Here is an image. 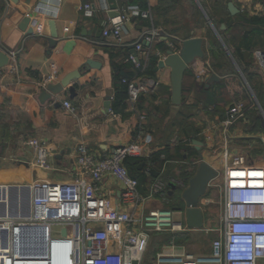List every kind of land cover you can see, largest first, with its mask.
I'll return each instance as SVG.
<instances>
[{
  "label": "crops",
  "instance_id": "1",
  "mask_svg": "<svg viewBox=\"0 0 264 264\" xmlns=\"http://www.w3.org/2000/svg\"><path fill=\"white\" fill-rule=\"evenodd\" d=\"M133 1L118 0L121 13L129 7H137ZM146 1V11L150 13L148 21L131 16L124 25L122 40L118 42L104 38L102 34L97 35V29L103 31L113 20L108 18V10L102 5V0H0V51L5 50L9 56L14 53L9 57L7 66L0 70V216L4 215L5 202L8 203V200L10 211L16 210L19 197L25 206L28 205L29 186L34 181L69 183L77 179L80 174L76 163L78 145H84L88 152L98 158L108 157L114 148L121 146L129 148L128 157L146 159L165 146L172 155L176 147L186 141H176L174 118L179 111L190 116L189 122L200 129L197 135L200 140H193L202 143L200 151L196 150L193 141L191 143L197 151V161L192 162L193 165L198 167L200 152L203 161L217 172L218 168L224 171L225 162L236 154L245 155L252 165L264 168V122L258 111L260 109L264 114V96L260 105L239 68L234 65L236 74H225V63L221 67L206 50L205 61L196 60L186 70L180 106L176 107L171 103L170 69L164 67L154 71L151 76L136 79L147 90L141 93L135 109L131 108L127 100L124 116L112 113L111 108L109 113L105 112L106 99L110 100L112 106L115 94L111 63H132L130 51L145 33L155 30L159 32V37L152 44L144 45L143 52L137 53V61L144 63L150 53L158 60L165 57V53L153 51L154 45L159 41H164L170 48H173L174 40L179 44L182 37H200L207 41L203 34L206 23L201 24V15L205 20L206 16L200 3L209 5L213 1H223L227 5L231 2L239 10L237 14L250 12L253 7L257 15L264 16V6L259 3L252 5L253 0H167V15L182 10L188 23L187 27L184 21L181 23L183 28L171 34L166 28L155 29L151 26L149 21L156 19L153 9L160 4L159 0ZM84 5L92 7L91 17L84 16ZM193 6L200 14H196ZM27 15L31 21L28 28H33L32 35L20 29ZM50 20L54 21L56 32L53 46L48 43ZM37 26L41 28L40 33ZM88 60L98 62L100 67L86 71L84 64ZM255 64L264 82V74L256 61ZM77 71L80 75L71 83L75 88L73 97H70L66 89L51 99L41 97L47 77H53L48 84H56ZM211 73L219 80L208 82ZM203 93H216L214 103L207 105ZM222 93H229L236 103L246 102V113L255 112L261 130L255 132L256 121L251 122L247 116L228 131H222L219 127L213 129L224 117L226 103L222 100ZM64 102H69L75 108L74 114L66 111ZM253 102L261 108L257 109ZM141 116L145 117L142 126ZM30 139H37L48 145L50 168L47 171L33 166L34 152L27 145ZM189 161L172 159L161 169L160 173L168 176L166 183L169 197L173 196L178 187L181 195L186 187L176 176L179 175V168L183 164L188 165ZM85 180L89 181L87 177ZM171 182L176 185L175 191L168 185ZM178 182L181 184H176ZM102 185L109 195L118 198L120 184L114 178H105ZM203 198L200 200V207L205 224ZM151 203H156L158 207L150 206ZM162 205L163 202L158 199L151 200L147 209L163 207ZM171 211L184 220V203L181 209ZM186 231L192 234L199 230L191 231L186 228L182 232Z\"/></svg>",
  "mask_w": 264,
  "mask_h": 264
},
{
  "label": "built area",
  "instance_id": "2",
  "mask_svg": "<svg viewBox=\"0 0 264 264\" xmlns=\"http://www.w3.org/2000/svg\"><path fill=\"white\" fill-rule=\"evenodd\" d=\"M82 10L84 16H92L90 5H84ZM131 16L147 19L150 13L129 7L103 29L102 36L120 42ZM37 31L41 32L39 26ZM157 37L159 32L155 30L145 33L135 44V51L143 52L144 45L152 44ZM253 56L264 74V50L254 51ZM130 60L139 67L134 57ZM52 80L53 77H47L44 88ZM126 84L128 103L135 109L147 87L136 80ZM63 106L68 113H75L69 102ZM247 109L244 102L230 104L223 119L212 128L228 131L245 120ZM144 120L141 116L140 126ZM27 145L34 152L33 166L47 171L48 145L37 139L28 140ZM76 153L80 169L77 179L69 183L34 181L29 186L28 205L19 197L15 211H10L5 202L4 215L0 216V264H141L150 233L186 229L173 220L171 210L147 209L151 200L165 202L167 184L157 179L149 194L143 196L123 164L129 155L128 147L114 148L108 157L98 158L81 144ZM107 177L120 184L117 199L103 189ZM222 178L218 187L223 201V227L211 242L210 255L179 259L180 264H264V168L252 165L247 156L236 154L225 162ZM158 257L164 259V255Z\"/></svg>",
  "mask_w": 264,
  "mask_h": 264
},
{
  "label": "trees",
  "instance_id": "3",
  "mask_svg": "<svg viewBox=\"0 0 264 264\" xmlns=\"http://www.w3.org/2000/svg\"><path fill=\"white\" fill-rule=\"evenodd\" d=\"M167 0H159V6L153 9L156 19L149 23L155 29L164 28L167 21H164L165 16L167 14ZM134 4L140 9L141 12H145L148 9L146 0H134ZM259 3L264 6V0H253L252 5ZM202 9L205 13L206 20L212 23L214 27L219 30V36L222 40V43L225 49L230 54V57L233 61V64L236 65L246 81L248 82L252 92L256 96V99L260 105H262V100L264 96V82L261 78V73L254 72L252 56L253 52L256 49L264 50V16L252 14L249 15L247 12L243 11L235 16H230L227 5L223 1H213L211 4L207 5L205 3H200ZM194 7V6H193ZM196 14H200L196 7ZM138 19L141 17H137ZM202 22H207L204 17L201 15ZM218 19V20H217ZM148 21V19H146ZM217 20V21H216ZM217 23V25L215 24ZM149 24V25H150ZM224 25L225 29L221 30L220 26ZM148 26V22H147ZM207 34L204 37L206 40H209L212 43L213 49L208 52L209 56L212 58L216 53H222L223 50L216 42L214 38V33L210 29H208L207 24ZM247 28V30L245 29ZM166 30H164V34ZM175 35V34H174ZM176 36V35H175ZM189 39V37H182L180 40ZM174 40V39H172ZM173 48H170L166 45L164 41H159L153 47V51H158L160 53H165L167 50H179V44L174 40ZM205 41H204V51H205ZM207 51V50H206ZM207 55V52H206ZM158 62V58H156L152 53L148 55V60L146 63L144 61H139V67H135L132 63L129 65L123 63H111L112 66V79H113V87H114V101L111 106L112 113L121 114L124 116L126 109V101L128 99L127 92V84L128 82L134 81L138 78L151 76L154 72V68L156 67ZM219 64V63H218ZM217 64V65H218ZM231 64L229 60L225 62L226 69L225 74H236L234 70V65ZM219 66V65H218ZM221 67L223 65H220ZM219 66V67H220ZM215 67V65H214ZM187 71L185 72V74ZM184 74V75H185ZM260 76H258V75ZM125 80L126 83L122 81ZM206 104L210 105L214 103V99L217 96L216 93H203ZM234 96L236 95L233 94ZM246 116L251 120V122H255L256 126L254 128L255 132L261 130V127L256 118L255 112L246 113ZM190 116H187L182 111H179L174 118L175 126L177 128L176 140L181 142L182 140H186L184 143L176 147L174 153L170 155L169 149L167 146L158 150L157 152L152 153L146 159L127 157L124 161V167L126 168L128 175L135 179L138 183V190L143 196H147L150 191L151 184L157 180L161 179L164 182H167L166 175H162L160 173L164 164L172 159H175L179 162H188V165H182L179 168V175L176 176L178 180H181V183L184 186L188 185V181L192 178L197 170V166L193 165L192 162L197 161V151H195L194 146L191 144L193 140H200L197 135L200 132V129L196 128L193 122H189ZM140 163H144V169L138 170V166ZM154 169L156 172L160 173L157 178H153L150 174L147 173L146 169ZM167 184V183H166ZM168 189V186H166ZM173 192V196L169 197L166 195V200L163 202L166 209H181L183 202L181 200L180 188ZM205 196V195H204ZM152 238V239H151ZM190 238L189 232H161L150 233V240L152 244H155V240H160L157 242L158 246L168 245L171 242L176 244L187 242ZM154 239V240H153ZM149 240V243H150Z\"/></svg>",
  "mask_w": 264,
  "mask_h": 264
},
{
  "label": "water",
  "instance_id": "4",
  "mask_svg": "<svg viewBox=\"0 0 264 264\" xmlns=\"http://www.w3.org/2000/svg\"><path fill=\"white\" fill-rule=\"evenodd\" d=\"M12 1V0H11ZM118 0H102V5L108 10L107 16L109 19H115L121 15L119 10ZM227 10L230 15H235L239 10L229 2L227 4ZM30 17L27 15L21 25L20 29L26 31L27 34H33V28H28L30 24ZM50 30V39L48 43L50 46H53L55 42L53 41L56 38V32L54 28V21L50 20L48 22ZM225 26L221 25L220 29H224ZM214 29V28H213ZM102 34V29H97V35ZM162 34V33H161ZM163 35V34H162ZM147 45V44H145ZM130 54L137 61V52L134 48L131 49ZM9 53L1 49L0 51V70L7 66L9 62ZM196 60L205 61V51H204V40L200 37H193L179 42V50L174 52L172 50H167L165 52V57L161 60H158L154 71L157 72L159 69L167 67L170 69V83H171V103L173 106H180L182 100V82L183 77L188 69V67L194 63ZM100 64L98 62H93L88 60L84 64V69L86 71L90 69H98ZM80 73L74 72L67 75L60 82L56 84H48L42 91L41 97L44 99H51L54 96L62 93L64 89L67 90L70 97H73L75 94V88L71 83L78 79ZM219 78L214 74H210L209 81H218ZM111 108V103L109 99H106L104 103V109L106 113H109ZM197 151H200L202 146L201 142L193 141ZM199 163L197 170L192 178L188 181V185L183 189L181 193V200L184 203V224L188 230H201L204 224L203 211L200 207V200L206 194L207 188L209 187L210 182L215 180L218 176V172L213 169L208 163L203 161L202 156L199 152ZM145 164L140 163L138 170L144 169ZM147 173L150 174L153 178H157L159 173L154 169H146ZM169 187L173 191L176 187L175 184L169 183ZM29 203V202H28ZM27 203V204H28ZM63 235L65 231L62 232ZM136 264V263H134Z\"/></svg>",
  "mask_w": 264,
  "mask_h": 264
},
{
  "label": "rangeland",
  "instance_id": "5",
  "mask_svg": "<svg viewBox=\"0 0 264 264\" xmlns=\"http://www.w3.org/2000/svg\"><path fill=\"white\" fill-rule=\"evenodd\" d=\"M251 7L250 12H247L249 15H252L253 13L256 14L255 9H252ZM164 21H167L165 24V28L173 34L175 31L180 28H183L184 21L186 22V19L184 18V14L182 10L176 11L174 13L166 14ZM194 20V19H193ZM218 20V19H217ZM216 20V21H217ZM187 23V22H186ZM185 25L188 27V23ZM208 29L213 31L214 38L216 42L220 45L223 52L222 53H216L214 57H212V60L214 62H217L219 64L225 63L227 60L233 64V61L230 57V54L225 49L222 40L219 36V30H217L212 23L209 21L206 22ZM217 25V23H215ZM178 25H181L180 27H176ZM214 28V29H213ZM187 30V28H186ZM204 36L207 34V28H205V31L203 32ZM184 35V33H183ZM205 47L208 52L213 49L212 43L207 40L205 42ZM252 62H253V69L254 72L258 73V69H256L255 59L252 56ZM234 65V64H233ZM258 75V74H257ZM259 76V75H258ZM260 77V76H259ZM263 80V79H262ZM250 96V97H249ZM248 97L253 99L251 95ZM222 100L226 103L224 108L229 106L230 104L236 103L234 100H232V96L229 95V93H222ZM246 103V102H244ZM256 103L253 102V106H255ZM260 106V105H259ZM257 109L261 108L257 105L255 106ZM259 115H261V120L264 122V114L259 109ZM177 141V140H176ZM223 172L222 168H218V176L215 180L212 181L210 186L207 188L206 194L203 198V204L205 208V214H206V223L203 225L202 229L190 234V238L187 242L176 244L174 242L169 243L168 245L164 246H158L157 242L160 240H155V244H152V241L150 240V243L148 244V248L142 258L141 264H180L179 259L184 261L187 257H193L195 258H208L210 255V245L211 242L216 239L219 236V231L222 229V210H223V201H222V195L220 192V189L218 187V184L221 186L223 181ZM160 205V204H159ZM152 207L158 205L156 203H151ZM163 208L166 209L165 205H162ZM173 220L175 222H181L183 226L185 227L184 220L181 219L178 215H176L173 212ZM152 239V238H151ZM154 240V239H153ZM159 255H164L163 260H159Z\"/></svg>",
  "mask_w": 264,
  "mask_h": 264
},
{
  "label": "bare ground",
  "instance_id": "6",
  "mask_svg": "<svg viewBox=\"0 0 264 264\" xmlns=\"http://www.w3.org/2000/svg\"><path fill=\"white\" fill-rule=\"evenodd\" d=\"M6 195H7V194H6ZM7 196H8V195H7ZM7 196H6V197H7ZM7 198H9V196H8ZM10 202H11V201H10ZM8 205H10L9 200H8ZM12 206H13V205H12ZM8 207H9V206H8ZM10 207H11V206H10Z\"/></svg>",
  "mask_w": 264,
  "mask_h": 264
}]
</instances>
